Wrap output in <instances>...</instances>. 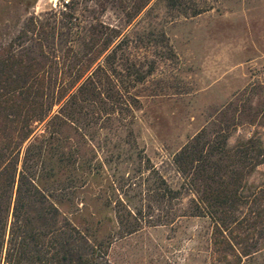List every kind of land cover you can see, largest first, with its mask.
I'll use <instances>...</instances> for the list:
<instances>
[{
	"label": "rangeland",
	"instance_id": "374dc122",
	"mask_svg": "<svg viewBox=\"0 0 264 264\" xmlns=\"http://www.w3.org/2000/svg\"><path fill=\"white\" fill-rule=\"evenodd\" d=\"M65 1L0 0V46L22 32L27 36L19 41L29 45L31 19L51 23ZM209 2L211 9L187 16L151 0L126 23L120 0H69L65 12L75 27L69 36L59 26L55 44L62 39L68 50L99 21L123 29L136 67L145 71L154 62V68L129 88L136 101L120 113L99 116L86 106L78 123L62 127L57 149L75 161L59 166L53 155L49 186L79 234L67 239L61 264H264V161L243 174L231 189L241 197L220 205L216 217L201 209L173 161L189 142L224 147L211 158L229 163L219 172L226 177L247 161L237 152L242 142L264 149V0ZM160 32L173 59L163 58Z\"/></svg>",
	"mask_w": 264,
	"mask_h": 264
},
{
	"label": "trees",
	"instance_id": "16d2710c",
	"mask_svg": "<svg viewBox=\"0 0 264 264\" xmlns=\"http://www.w3.org/2000/svg\"><path fill=\"white\" fill-rule=\"evenodd\" d=\"M129 1L124 4L126 0H120L126 23L151 0ZM164 1L167 8L187 16L212 7L209 0ZM66 8L72 9L69 0L55 12L63 21L55 13L51 23L32 18L27 26L32 34L29 45L19 41L22 34L27 36L22 32L6 46H0V264H47L52 258L62 263L69 249L67 239L79 234L61 214L52 199L54 186H49L54 175L50 164L53 155L59 166L75 161L57 149L63 139L62 127L78 123L86 106L99 116L120 113L130 99L136 101L129 88L142 82L154 68V62L145 71L136 67L126 54L128 36L123 29L99 21L84 28L77 41L73 40L76 45L63 50L62 39L55 44L59 26H66L69 36L75 27L74 15L65 12ZM157 38L163 58L173 59L176 54L168 37L160 32ZM126 61L130 63L124 68ZM73 70L75 75L71 77ZM216 152L220 156L226 150L189 142L173 158L184 175V185L195 189L201 209L212 215L216 209L221 211L220 205L241 197L235 188L231 189L243 174L264 161L261 143L248 139L237 148L247 161L223 177L219 172L229 163L222 166L212 160ZM214 182L217 186L212 185ZM217 218L224 222L223 217ZM135 229L131 226L128 231Z\"/></svg>",
	"mask_w": 264,
	"mask_h": 264
}]
</instances>
